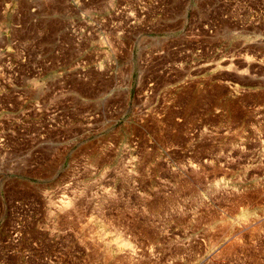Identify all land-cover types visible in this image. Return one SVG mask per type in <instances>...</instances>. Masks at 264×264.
<instances>
[{
	"label": "rangeland",
	"instance_id": "374dc122",
	"mask_svg": "<svg viewBox=\"0 0 264 264\" xmlns=\"http://www.w3.org/2000/svg\"><path fill=\"white\" fill-rule=\"evenodd\" d=\"M0 264H264V0H0Z\"/></svg>",
	"mask_w": 264,
	"mask_h": 264
},
{
	"label": "bare ground",
	"instance_id": "6f19581e",
	"mask_svg": "<svg viewBox=\"0 0 264 264\" xmlns=\"http://www.w3.org/2000/svg\"><path fill=\"white\" fill-rule=\"evenodd\" d=\"M66 203H67V202H66ZM66 203H65V204H66ZM68 203H69V202H68ZM68 203L66 204V206H65V204H64V205L61 204L60 206L63 205L62 207L65 206V208H67V205H71V203H70V204H68ZM69 207H70V206H68V208H69ZM59 208H60V207H59ZM68 208H67V209H68ZM60 209H61V208H60ZM63 211H65L64 208H63ZM63 211H62V212H63ZM67 213H68V212H67ZM89 225H90V224H89ZM92 225H93V224H92ZM86 226H87V225H86ZM90 226H91V225H90ZM87 228H88V227H87ZM98 229H99V228H98ZM90 230H91V229H90ZM92 230H93V229H92ZM101 232H103V231H101ZM85 233H86V232H85ZM90 233H93V232H90ZM98 233H99V232H98ZM88 235H90V234H88ZM92 235H93V234H92ZM99 235H100V234H99ZM89 237H90V236H89ZM90 238H91V237H90ZM95 238H96V237H95ZM90 240H91V239H90ZM92 241H93V240H92ZM94 241H95V240H94ZM97 241H98V239H97ZM105 247H106V246H105ZM104 249H106V248H104Z\"/></svg>",
	"mask_w": 264,
	"mask_h": 264
}]
</instances>
